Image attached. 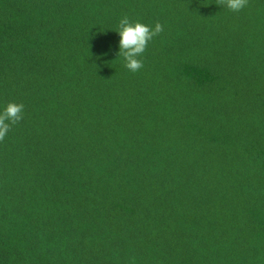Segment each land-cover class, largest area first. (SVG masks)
Wrapping results in <instances>:
<instances>
[{"label":"trees","instance_id":"trees-1","mask_svg":"<svg viewBox=\"0 0 264 264\" xmlns=\"http://www.w3.org/2000/svg\"><path fill=\"white\" fill-rule=\"evenodd\" d=\"M9 102L0 264H264V0H0Z\"/></svg>","mask_w":264,"mask_h":264},{"label":"clouds","instance_id":"clouds-1","mask_svg":"<svg viewBox=\"0 0 264 264\" xmlns=\"http://www.w3.org/2000/svg\"><path fill=\"white\" fill-rule=\"evenodd\" d=\"M226 7L232 12L241 11L247 4V0H224ZM163 25L157 22L154 26L131 21L125 15L119 20L118 27L114 32L118 35L117 55L123 58L124 67L132 73L143 68L142 57L150 41L163 31ZM24 105L9 102L0 107V141L8 135L11 126L23 118Z\"/></svg>","mask_w":264,"mask_h":264}]
</instances>
